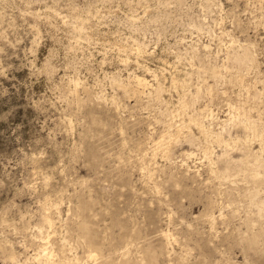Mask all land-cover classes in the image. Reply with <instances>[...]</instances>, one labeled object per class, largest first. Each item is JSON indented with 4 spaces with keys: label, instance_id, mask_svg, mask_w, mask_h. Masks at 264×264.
I'll list each match as a JSON object with an SVG mask.
<instances>
[{
    "label": "rangeland",
    "instance_id": "rangeland-1",
    "mask_svg": "<svg viewBox=\"0 0 264 264\" xmlns=\"http://www.w3.org/2000/svg\"><path fill=\"white\" fill-rule=\"evenodd\" d=\"M259 136L264 0H0V264H264Z\"/></svg>",
    "mask_w": 264,
    "mask_h": 264
},
{
    "label": "bare ground",
    "instance_id": "bare-ground-1",
    "mask_svg": "<svg viewBox=\"0 0 264 264\" xmlns=\"http://www.w3.org/2000/svg\"><path fill=\"white\" fill-rule=\"evenodd\" d=\"M142 47V46H141ZM144 47V46H143ZM136 48H138V47H136ZM147 48V47H146ZM141 50H142V48H141ZM136 51V50H135ZM137 51H139V49L137 50ZM144 51V50H143ZM141 52V51H140ZM146 52V51H145ZM133 54H134V52H133ZM138 54H139V52H138ZM127 55V54H126ZM128 56V55H127ZM253 56H252V54H251V52H250V50H249V48L247 47L245 50H244V52L243 53H241V54H237L236 55V60H237V62L239 63H246V62H248L249 60L251 61V58H252ZM232 60V59H231ZM235 61V60H234ZM253 62V61H252ZM251 62V63H252ZM247 64H249V63H247ZM247 64L246 65H244V66H247ZM239 65V64H238ZM241 65H243V64H241ZM213 70H212V72L213 73H215V74H217V72H218V70L215 68H212ZM211 71V70H210ZM155 74V73H154ZM134 76V75H133ZM135 77V76H134ZM137 80V82H138V84H136V85H139L141 88L142 87H145V86H148V84H149V80L147 79V77H143V76H140V75H136V77H135ZM78 82V81H77ZM150 84H152V83H150ZM159 87V86H158ZM162 88V87H161ZM197 88V87H196ZM145 89V88H144ZM200 89V88H199ZM127 90H129V89H127ZM158 90V89H157ZM161 90V89H160ZM131 91V90H130ZM199 91V90H198ZM161 92V91H160ZM158 93V92H157ZM201 93V92H200ZM161 94V93H160ZM159 95V94H158ZM197 97V96H196ZM185 100V99H184ZM186 101V100H185ZM182 105L184 104V102H183V100H182V103H181ZM187 104V103H186ZM185 105V104H184ZM187 106V105H186ZM200 112V111H199ZM202 112H204V111H202ZM213 113V112H212ZM211 113V114H212ZM247 114V113H246ZM199 115H201V114H199ZM203 115V114H202ZM205 115V114H204ZM236 115V114H235ZM190 116H192V114L190 115ZM198 116V115H197ZM207 116H209V115H207ZM214 116V115H213ZM233 116V115H232ZM239 116V115H238ZM237 116V117H238ZM201 117V116H200ZM242 117V116H241ZM245 117V116H244ZM244 117H242L243 119H245ZM207 118V117H206ZM215 118V117H214ZM233 118H234V116H233ZM240 118V117H239ZM242 118L241 119H238L239 121L241 120L242 121ZM248 118V117H247ZM199 119V118H198ZM232 119V118H231ZM189 120V119H188ZM197 120V119H196ZM203 120V119H202ZM235 120V119H234ZM200 121V120H199ZM199 121H197V122H199ZM233 122V124L232 125H234V121H232ZM236 122V121H235ZM201 123V125H202V123H203V121L202 122H200ZM210 123H212V122H210ZM238 123V122H237ZM197 123L195 122V125H196ZM224 124H226V123H224ZM231 124V123H230ZM246 123L244 122V124L243 125H245ZM198 126H199V124H197ZM200 125V126H201ZM209 125V124H208ZM227 125V124H226ZM238 125V124H237ZM242 125V126H243ZM203 126V125H202ZM210 126V125H209ZM234 127V126H233ZM232 127V128H233ZM237 127V126H236ZM235 127V128H236ZM244 127V126H243ZM206 128V127H205ZM209 128V127H208ZM222 128V127H221ZM240 128V127H239ZM210 129V128H209ZM228 129V128H227ZM241 129V128H240ZM239 129V130H240ZM224 130V129H223ZM232 130V129H231ZM231 130L229 131L230 133H231ZM242 130H243V128H242ZM256 130H257V128H256ZM244 131V130H243ZM211 132V131H210ZM217 132V131H216ZM253 132V131H252ZM252 132H251V134H252ZM208 133V132H207ZM212 133V132H211ZM213 133H215L214 132V130H213ZM218 133V132H217ZM225 133V132H224ZM224 133H221L220 132V134H224ZM226 134H229V133H226ZM225 134V135H226ZM232 134V133H231ZM243 134H244V132H243ZM261 134H262V132H261ZM260 134V135H261ZM210 135V137H212L211 136V134H209ZM239 135H241V134H238V136ZM246 135V134H245ZM249 135V134H248ZM193 136V135H192ZM215 136H217V134L215 135ZM214 136V137H215ZM237 136V137H238ZM256 136V135H255ZM263 136V135H262ZM209 137V138H210ZM221 137H223V135H221ZM236 137V138H237ZM244 137V136H243ZM246 138H247V136H245ZM259 137H261V136H259ZM190 138H192V137H190ZM219 138V137H218ZM239 138V137H238ZM237 138V139H238ZM246 138H245V140H246ZM262 138V137H261ZM211 139V138H210ZM213 139V138H212ZM220 139V138H219ZM224 139V138H223ZM234 139V138H233ZM249 139H251V138H249ZM263 139V138H262ZM262 139H260L261 141H262ZM194 140V139H193ZM214 140L215 141H217L215 138H214ZM214 140H213V142H214ZM229 140V139H228ZM228 140H226V141H228ZM231 140V139H230ZM236 140V139H235ZM235 140H232V141H235ZM244 140V139H243ZM253 140V139H252ZM259 140V139H258ZM264 140V139H263ZM192 141V140H191ZM209 141V140H208ZM221 141H223V140H218V143L219 142H221ZM237 141V140H236ZM257 141V140H256ZM206 142H207V140H206ZM238 142V141H237ZM236 142V143H237ZM240 142V141H239ZM241 142H242V140H241ZM264 142V141H263ZM162 143V142H161ZM222 143V142H221ZM235 143V142H234ZM246 143V142H245ZM163 144V143H162ZM225 143H224V141H223V145H224ZM237 144H240V143H237ZM244 144V143H243ZM242 144V145H243ZM250 144H253V143H250ZM259 144V143H258ZM207 145V144H206ZM234 145V144H233ZM247 145V144H246ZM259 145H262V144H259ZM159 146V145H158ZM245 146V145H244ZM252 146V145H251ZM165 147H168V146H165ZM232 147V146H231ZM236 147V149H237V146H235ZM259 147V146H258ZM170 148V147H169ZM208 148V147H207ZM255 148V147H254ZM257 148V147H256ZM255 148V149H256ZM260 148H262V149H260ZM258 150H261V152H262V150L264 151V145L262 146V147H260ZM160 149V148H159ZM205 149V148H204ZM235 149V148H234ZM240 149V148H239ZM238 149V150H239ZM251 149L252 148H250V150L247 148V150L248 151H251ZM163 150V149H162ZM167 150V149H166ZM207 150V149H206ZM209 150H210V147H209ZM226 150H228V149H226ZM243 150V149H242ZM241 150V151H242ZM164 151H165V149H164ZM208 151V150H207ZM206 151V152H207ZM232 151V150H231ZM244 151H246V150H244ZM257 151V150H256ZM255 151V152H256ZM157 152V151H156ZM204 152V151H203ZM206 152L204 153L205 155H206ZM211 152V151H210ZM243 152V151H242ZM254 152V153H255ZM258 152V151H257ZM209 153V152H208ZM244 153V152H243ZM242 153V154H243ZM247 153V152H246ZM253 153V152H252ZM254 153H253V155H254ZM164 154V153H163ZM166 154V153H165ZM168 154V153H167ZM166 154V155H167ZM190 154V153H189ZM240 154V153H239ZM259 154H261V153H259ZM191 155V154H190ZM220 155V154H219ZM225 155H227V154H225ZM233 155V154H232ZM231 155V156H232ZM248 155V154H247ZM207 156H208V154H207ZM224 156V155H223ZM256 156H257V154H256ZM209 157V156H208ZM219 157V156H218ZM240 157V156H239ZM243 157V156H242ZM251 155L249 156V157H247L246 159H244L243 158V160H241V164L240 165H237V164H235L236 162H234L233 160L234 159H231V158H227V159H223V157L221 158L222 160H224V162H223V167L225 166V169H223L224 170V173L226 174V175H229V176H231V178H232V175H233V177H234V175L235 174H239L240 175V172H244V174H246V175H248V176H250V177H252V178H254V180L256 179V183H259V182H257L258 181V178L260 177V173H261V171L259 170V166H261L262 164L264 165V163H261V162H264V161H260L261 159V155H260V157H255L254 159L255 160H257V162H255V160H253L252 159V162L251 163H254L255 162V164H249V162L251 161ZM211 158V157H210ZM225 158V157H224ZM236 158V157H235ZM257 158V159H256ZM169 159V158H168ZM238 159V158H237ZM240 159H241V157H240ZM212 159H210V161H211ZM214 160V159H213ZM219 160V159H218ZM217 160V162H220V161H218ZM254 161V162H253ZM212 163H214L213 161H211ZM238 162V161H237ZM224 163H225V165H224ZM221 165V166H222ZM218 166V165H217ZM219 168H220V166H219ZM218 170V169H217ZM222 170V171H223ZM215 170H213V172H214ZM218 172V171H217ZM263 172V171H262ZM223 173V172H222ZM262 174V173H261ZM238 175V176H239ZM228 176V177H229ZM237 176V177H238ZM244 176V175H243ZM246 177V176H245ZM245 177L243 178V179H245ZM249 177V178H250ZM263 177L264 176H262L261 178L263 179ZM240 178V177H239ZM248 178V177H247ZM234 180V179H233ZM232 181V180H231ZM245 181H246V179H245ZM260 181V180H259ZM263 182H264V180H262ZM262 181H260V182H262ZM241 182H242V180H241ZM232 183V182H231ZM234 183V182H233ZM232 183V184H233ZM238 183V182H237ZM246 184V183H245ZM235 185V184H234ZM241 185V184H240ZM253 185V184H252ZM256 185V184H255ZM254 185V186H255ZM261 185H263V184H261ZM260 185V186H261ZM250 186V185H249ZM234 187V186H233ZM237 187V186H236ZM252 187V186H251ZM258 187H259V185H258ZM232 188V187H231ZM230 188V189H231ZM254 188V187H253ZM257 188V187H256ZM248 190V189H247ZM246 190V191H247ZM252 190V189H251ZM251 190H250V193L249 194H251ZM263 190V189H262ZM249 191V190H248ZM244 192V191H243ZM252 192H253V190H252ZM259 192V191H258ZM258 192H255V195H256V193H258ZM246 193V192H245ZM244 193V194H245ZM264 193V192H263ZM243 194V193H242ZM254 194V193H253ZM261 194V193H260ZM247 196H248V194H247ZM246 196V197H247ZM250 196H253L252 194L250 195ZM242 197H244V196H242ZM256 197H259V196H257L256 195ZM255 197V198H256ZM262 197V196H261ZM260 198V197H259ZM243 199V198H242ZM251 199V198H250ZM245 200V199H244ZM255 200H257V199H255ZM254 200V201H255ZM260 200H261V198H260ZM249 201V200H248ZM257 201H259V199L257 200ZM253 202V201H252ZM251 202V203H252ZM250 203V204H251ZM254 203V202H253ZM260 203V202H259ZM263 203V202H262ZM237 204V203H236ZM244 204V203H243ZM261 204V203H260ZM260 204H258V205H260ZM45 205V204H44ZM52 205V204H51ZM234 205V204H233ZM256 205L257 204H255V208H256ZM257 205V206H258ZM262 205V204H261ZM52 206H54V205H52ZM251 206V205H250ZM247 207V206H246ZM263 207H264V204L262 205V206H260V208H262V210H263ZM258 209V208H257ZM240 210V209H239ZM256 210V209H255ZM51 211V210H50ZM255 212V211H254ZM256 212H257V210H256ZM263 213H264V211H263ZM263 213H261V214H263ZM54 215V214H53ZM56 215V214H55ZM264 215V214H263ZM251 216V215H250ZM258 216H259V214H258ZM261 217V216H260ZM264 217V216H263ZM258 217H256V219H257ZM47 221L46 222H48L49 223V226L52 224V221H51V219H46ZM250 221V220H249ZM54 222V221H53ZM251 224V223H250ZM257 226V225H256ZM85 230H86V226H84L83 227ZM262 228V227H261ZM252 229V228H251ZM263 229V228H262ZM169 231V230H168ZM39 232H42V233H45V232H43L42 230L41 231H39ZM167 233V232H166ZM261 233V232H260ZM259 233V234H260ZM41 234V233H40ZM48 234H49V232H48ZM47 234V235H48ZM258 234V235H259ZM262 234V233H261ZM44 235V234H43ZM46 235V236H47ZM167 235H169V234H167ZM50 236V235H49ZM171 236V235H170ZM256 235H254V237H252L251 236V239H250V242H251V245H252V243H254L255 242V240H256V237H255ZM44 237H45V235H44ZM167 237V236H166ZM168 238V237H167ZM263 238V237H262ZM62 240V239H61ZM49 241V240H48ZM47 241V243H51V242H48ZM47 243L45 244H42L41 245V247H40V250L38 251V253H37V256H36V258H38V260L40 261V262H42L43 264H56V262H55V256L57 255L56 253H55V251H54V249L51 247L52 245L51 244H49V245H47ZM129 247V246H128ZM256 247V246H255ZM127 248V247H126ZM257 249V248H256ZM91 250H93V249H91ZM67 251V250H66ZM127 251H129V250H127ZM122 253V252H121ZM90 254V256L91 257H94L96 254L95 253H93V252H90L89 253ZM125 254H126V252H125ZM73 255V254H72ZM124 255V254H123ZM122 255V256H123ZM10 256L12 257V258H15V255H14V253L11 255L10 254ZM89 256V255H88ZM127 256V255H126ZM58 257H59V255H58ZM17 258V257H16ZM65 258H66V256L64 257V260H65ZM68 258H70V257H68ZM98 258V257H97ZM34 259V258H33ZM72 259V258H71ZM70 259V260H71ZM94 259V258H93ZM67 260V259H66ZM69 260V261H70ZM73 260V259H72ZM68 260H67V264H71L70 262H69ZM40 262H38V263H40ZM57 262H58V260H57ZM64 262V261H63ZM59 263V262H58ZM100 264V263H99Z\"/></svg>",
    "mask_w": 264,
    "mask_h": 264
}]
</instances>
